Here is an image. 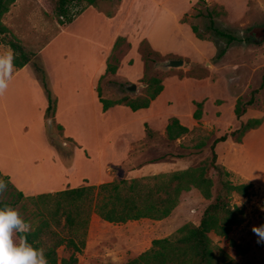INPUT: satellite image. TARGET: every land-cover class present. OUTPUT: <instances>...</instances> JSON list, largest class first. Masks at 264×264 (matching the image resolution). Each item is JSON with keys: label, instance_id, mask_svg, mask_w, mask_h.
<instances>
[{"label": "rangeland", "instance_id": "rangeland-1", "mask_svg": "<svg viewBox=\"0 0 264 264\" xmlns=\"http://www.w3.org/2000/svg\"><path fill=\"white\" fill-rule=\"evenodd\" d=\"M55 1L16 0L2 18L10 33L32 50L42 64L55 109L57 99L53 89L57 85L52 79L57 80V69L68 71L76 78L73 81L78 79L81 84V59L86 49L91 48L89 43L105 45L116 34L125 41L114 49V42L107 48L105 69L107 62L117 69L114 74L104 71L105 75H101V96L112 101L124 96L144 98L146 81L159 78L163 90L151 113L160 116L161 121L177 117L190 131L180 141L171 142L159 133V120L151 118L154 128L145 125L151 136L145 130L142 139L131 142L128 160L121 162L128 138L117 133L108 139L106 134L116 124L130 119H133L130 128L139 129L137 119L142 116L132 117L114 110L110 119L104 118L101 111L97 114L90 109L86 111V105L83 110L80 103L79 107L70 108L63 99L58 118L72 137L68 138L63 128L59 130L56 126L59 125L56 112L53 125L48 124L50 119L45 112L43 116L39 114L29 96L28 82L20 75L0 93V165L10 169L13 158L28 160L34 142L43 138L55 143L67 165L75 162L72 181L77 183L79 179L77 186L130 180L134 175H141L135 177L141 179L155 175L154 167L149 165L134 175L131 170L154 164L169 154H184L187 159L176 160L174 170L208 162L209 147L216 138L237 129L240 122L260 118L261 125L248 131L240 143L228 137L215 145L217 161L230 172L232 183L252 187L245 197L232 196V203L244 212L243 222L233 227L226 238L213 233L210 238L238 264H264V242L258 243L259 237L253 231L254 227L264 225V0H96L92 6L96 12L113 18L96 16L90 10L82 15L88 4L74 3L69 6L73 20L67 23L61 19L62 25L54 12ZM209 15L215 27L238 38L250 37L254 42L234 41L227 45L226 38L209 29ZM193 26L196 35L191 30ZM144 34H150L157 50L165 52L153 49ZM103 47L99 46L98 52ZM225 47V53L218 56ZM8 50L0 42V54ZM171 59L183 60V66L166 69L164 64ZM30 70L43 90L32 66ZM130 84H135L134 91L127 89ZM254 90H258L254 103L237 120L233 112L237 99L248 100ZM43 93L47 101L44 90ZM197 102L203 103L199 120L193 118ZM96 120L99 130L94 127ZM100 150L104 151L103 156ZM210 174L215 178L212 171ZM0 198L10 199L6 193L0 194ZM207 203L196 190H190L181 195L174 214L161 221L143 219L112 224L93 214L78 264H122L135 258L150 247L153 239L170 236L186 223L198 224ZM20 204L31 211L28 202L22 200ZM18 208L19 205L15 210L23 217ZM57 254L59 258L67 255L63 247Z\"/></svg>", "mask_w": 264, "mask_h": 264}, {"label": "trees", "instance_id": "trees-1", "mask_svg": "<svg viewBox=\"0 0 264 264\" xmlns=\"http://www.w3.org/2000/svg\"><path fill=\"white\" fill-rule=\"evenodd\" d=\"M15 1L0 0V42L13 51L15 69H20L25 65L33 67L47 96L45 117L50 119L48 124L53 125L55 123L53 119L55 101L47 87L43 66L36 58V54L16 39L2 22L3 16L9 12ZM82 2H86L88 6L96 4V0L55 1L54 12L61 25L64 24L61 19H65L67 23L73 20V16L69 15V6ZM208 18L211 19L209 29L216 35L226 38L227 45L234 41L254 42L250 37L238 38L220 30L215 27L211 15ZM191 30L196 35L194 26ZM120 41L125 40L118 36L114 41L113 49ZM225 51L226 47L220 50L218 56L223 55ZM116 69V65L107 62L105 74H114ZM162 90L163 85L160 79L151 77L146 81V87L143 89L146 94L144 98L129 99L124 96L117 101L104 99L101 96L99 82L97 96L104 112L115 105H124L132 111H137L147 108ZM257 91L254 90L246 101L237 99L233 109L237 120L244 114L246 107L254 103V95ZM202 105V102L195 103L193 118L196 120L201 118ZM261 123L260 118H249L240 122L237 129L216 138L209 147L208 162L141 179H121L117 182L78 186L27 197L9 181L7 176L0 173V180L7 184L3 193L10 197V199L0 198V207L15 209L19 205L18 210L21 209L23 214L21 218L30 224V228L27 232L16 234V237L19 240L21 236H25L34 248H43L48 264H78V254H81L85 247L87 231L93 214L102 221L112 224L143 219L161 221L173 214L183 192L195 189L204 200L208 201L201 211L198 224L186 223L170 236L153 239L147 250L122 264H238L228 253L212 242L210 234L226 238L233 227L243 222L244 212L242 208L232 203V196L233 194L241 197L247 196L252 185L232 183L230 172L217 161L215 145L226 141L228 137L235 138V141L240 143L248 131L258 128ZM56 126L62 130L60 125ZM145 130L147 136L150 137L151 132L146 126ZM189 131L176 117L170 118L165 128L166 138L169 141H175ZM199 145L203 147V144ZM173 157L186 158L184 154L173 155ZM210 171L214 173L215 178L211 176ZM22 200L32 205L31 211L26 205L20 204ZM60 247L64 248L67 254L65 257L59 258L57 250Z\"/></svg>", "mask_w": 264, "mask_h": 264}, {"label": "crops", "instance_id": "crops-1", "mask_svg": "<svg viewBox=\"0 0 264 264\" xmlns=\"http://www.w3.org/2000/svg\"><path fill=\"white\" fill-rule=\"evenodd\" d=\"M88 10L94 12L96 16L98 15L99 17H104L106 19L113 18V17H106L103 14L96 12V10L92 6H89L88 8L84 9L82 15H84ZM178 25L180 26V24ZM145 35L147 36V40L149 41L153 49L159 52H165L164 50H157V47H155V44L153 42V39H151L150 34H144V36ZM115 37H117L116 34L113 35L105 45L103 44L101 45L100 43L95 42L94 45L96 46H94L93 44L87 42L91 45V48L96 52L97 56H95L91 48L89 49L87 48L86 51L84 52V58L81 59L83 80L80 83L82 85L79 84L78 79L76 80V82L73 81L72 78L74 77L72 75H69L68 71L62 68L57 69L56 72L57 74H55L57 80L54 81L52 79V82H56L54 84H56L58 87L57 88L54 86L53 89L57 99L56 109H55L56 110L55 112L57 114L56 118L59 121L58 124L63 128L64 135L68 138L69 137L72 138V137L66 131V126L63 123V121H61L58 118V112L61 107L63 99H65V101L63 102H65L67 106H70V108L79 107V103H80V106L83 108V110L85 107L84 105H86L85 107L86 111L90 109L92 112H95L96 114L97 112L101 111L100 113L104 118L108 117L110 119L113 113L112 111L114 110L121 111L122 113L128 114L132 117L142 116L140 119H137V122H139L140 125L139 129L136 128L134 130V127L130 128V126L133 125L132 122L133 119H130L128 122L122 121L119 124H116L115 127L112 128L108 126V128H110L111 130V131L109 130L108 133L106 134L108 139L110 138V136L115 135L117 133L119 134V136L128 138L126 140V143L128 145L126 147V150L123 152L124 159L123 161H121L124 162L125 160H128L127 152H128V146L131 144V142L140 140L145 136V125H148L152 129L154 128L150 122L151 118H155L159 120V127H161V131H159V133L164 137H166L165 128L169 122V118L161 121L160 116L151 113L153 105L156 103L162 92L153 101H151L150 105L147 108L138 109L137 111H132L124 105H115L109 108L107 111L102 112V105L99 102L97 96V85L101 75H103L105 71L107 48L111 43L115 41ZM99 46H105V47L101 48L102 50L98 52L97 49ZM30 67H31L30 65H25L20 69L14 68L13 75L8 82V86L17 76L22 75L24 80L26 79V82H28L29 88L27 90L30 92L29 96L30 98H32L33 104L36 105L39 114L43 116L45 109L47 107V101L46 99H44L43 90L41 89V87L39 89V85L37 81L34 80ZM78 73H79V69H78ZM49 76L51 77V74ZM178 120L180 121L181 124H183V122L180 119ZM107 122L108 121L106 120V122L104 123L106 124ZM93 123L95 129L99 130L98 120L94 121ZM137 130L138 132L136 133ZM96 134H98V131H96ZM177 141H180V138L177 139ZM108 152L110 153L111 151L109 150ZM99 154L103 156L104 151L100 150ZM63 156L64 155L60 154V152L57 150L55 145H53L50 142H47V140L45 141L42 138L34 142V149L31 158H28V160L23 159V157H20L19 160L13 158L12 160H10L11 163L10 169L0 165V172L2 173V175L7 176L9 178V181L23 194L26 193L31 195H38L42 193H52L66 188L78 187L77 184L79 183V179L77 183H73L72 181V178H74L75 176L74 175L75 162H73L70 165H67L64 161ZM176 160H180V159L173 157L172 154H169L167 158L162 159L161 161H158L154 164L144 165L141 168L137 167L135 169H132L131 171L132 172L134 171L133 172L134 175V173H138L139 171H141V169H146L147 167H149V165L151 167H154L156 171L155 175L160 174V172L169 173L178 170H183V169L174 170L175 167H177V165L175 164ZM181 160H187V159L184 158ZM138 176L141 177V175ZM138 176L134 175L133 176L134 178L132 179H137L135 177ZM191 190H195V189H191Z\"/></svg>", "mask_w": 264, "mask_h": 264}, {"label": "clouds", "instance_id": "clouds-1", "mask_svg": "<svg viewBox=\"0 0 264 264\" xmlns=\"http://www.w3.org/2000/svg\"><path fill=\"white\" fill-rule=\"evenodd\" d=\"M14 59L11 49L0 54V93L8 87L13 75ZM6 188V182L0 180V194ZM29 228L30 224L14 208L0 207V264H48L43 248H34L25 236L16 239V234ZM253 231L259 237L257 242H264V225L254 227Z\"/></svg>", "mask_w": 264, "mask_h": 264}, {"label": "water", "instance_id": "water-1", "mask_svg": "<svg viewBox=\"0 0 264 264\" xmlns=\"http://www.w3.org/2000/svg\"><path fill=\"white\" fill-rule=\"evenodd\" d=\"M263 37H264V28H263ZM183 66V60L181 59H171L168 60L165 64L164 67L166 69H171V68H181ZM142 87H144L145 85L142 84ZM127 89L129 91H134L136 89L135 84H130L129 86H127Z\"/></svg>", "mask_w": 264, "mask_h": 264}]
</instances>
